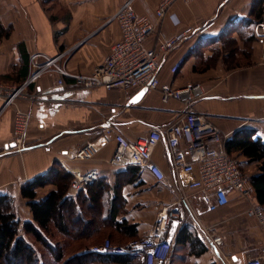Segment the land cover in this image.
<instances>
[{"label": "crops", "instance_id": "0c3cea01", "mask_svg": "<svg viewBox=\"0 0 264 264\" xmlns=\"http://www.w3.org/2000/svg\"><path fill=\"white\" fill-rule=\"evenodd\" d=\"M254 1H179L159 27L162 35L170 38L215 21L203 33L187 34L172 51H161L159 75L162 85L173 88L201 83L205 95L196 100L195 108L212 118L226 140L243 129L250 131L253 138L264 140V39L251 43L250 63L234 69L227 68L228 60L233 58L220 39L233 20L252 16ZM129 2L139 15L156 21L160 0H0V23L10 31L9 36H0V81L26 84V91L37 94L36 100L20 97L12 104H6L0 97V194L13 197L22 222L34 221L29 200L21 194L22 185L57 164L65 163L83 172L97 170L99 179L95 184L75 188L71 182L69 194L76 197L82 193L88 199L99 191L94 202L102 215L118 210L116 221L126 220L127 226L134 225L135 237L146 234L163 206L181 199L182 185L187 186L193 177L184 174L179 178L175 174L165 140L153 152L154 162L167 175L164 181L157 182L147 168L113 167L109 160L116 143L104 137L107 128L131 140L144 137L153 129L165 133L185 111L181 100L163 102L159 89H86L75 84L77 74H90L122 38L115 15ZM231 39L239 50L245 48L236 31ZM156 43L157 35H153L146 46L152 48ZM181 57L185 58L184 65L178 72H171V66ZM237 57L242 58V54ZM37 69L42 71L40 78L28 83ZM60 78L64 79V86L58 85ZM17 109L32 113L19 149L13 142ZM89 141L101 147L98 156L87 161L75 159V152ZM237 155L243 167H255L249 176L259 173L257 163ZM56 188L54 184L40 188L37 200ZM248 206L246 199L238 197L211 211L200 197L190 192L189 199L180 201L178 206L187 222L174 226L175 240L168 264H245L264 245L258 222L246 215ZM102 223L103 236L115 243L133 238L127 228L118 229L111 219ZM185 225L207 246L205 251L193 252L188 244L177 241ZM203 228L209 237L224 236L223 244L205 242L200 235ZM133 262L141 264L137 260L128 264Z\"/></svg>", "mask_w": 264, "mask_h": 264}, {"label": "built area", "instance_id": "2783aa9c", "mask_svg": "<svg viewBox=\"0 0 264 264\" xmlns=\"http://www.w3.org/2000/svg\"><path fill=\"white\" fill-rule=\"evenodd\" d=\"M182 1L193 0H160L156 10V21L139 15L130 2L124 5L115 15L120 25L122 38L113 46L104 62L95 67L90 74H77L75 84L79 88L103 87L107 90L141 88L146 91L159 89L163 102L171 99L181 100L185 105L183 115L170 126L165 133L158 129L150 130L146 136L131 140L113 128L104 132L106 140L113 139L116 143L109 163L116 168L137 166L147 168L157 182L167 178L164 170L154 162L153 152L158 144L165 140L172 158V168L181 178L184 174L193 175L187 186L182 185V196L179 201L163 206L157 213L156 220L146 234L130 239L123 244H116L110 238L100 245H95L83 252H92L105 256L125 255L141 264H168L175 240V224H185L187 217L178 206L180 201L188 200L190 192L197 195L211 211L228 205L233 199L241 197L249 202L246 215L258 222L264 234V207L257 202L255 189L249 176L242 170L238 157L228 152L226 135L212 118L200 113L195 108L196 100L205 95L203 85L194 83L182 88L162 85L160 81V52L168 53L177 48L187 34L198 31L205 32L215 21L211 20L199 29L189 28L184 32L166 38L159 31L164 18L173 6ZM253 33L258 39H264V22H257ZM157 35L154 47L146 46V41ZM52 62H48L51 64ZM185 63L179 58L172 66L171 72H178ZM37 69L28 83L36 82L41 76ZM64 86V79L58 80ZM25 86L12 85L0 81V97L6 104H12L22 97L36 100L37 94L25 90ZM32 113L17 109L14 117L13 142L19 149L27 135ZM7 148L10 143L6 144ZM101 147L95 141H89L79 148L74 155L77 160L87 161L98 156ZM64 168L73 176L75 188L88 186L99 179L97 170L83 172L80 168ZM201 238L215 246H221L224 236L209 237L207 230L202 229ZM83 252H80L82 254ZM245 264H264V245L258 254L246 260Z\"/></svg>", "mask_w": 264, "mask_h": 264}, {"label": "trees", "instance_id": "16d2710c", "mask_svg": "<svg viewBox=\"0 0 264 264\" xmlns=\"http://www.w3.org/2000/svg\"><path fill=\"white\" fill-rule=\"evenodd\" d=\"M257 22H264V0H255L252 16L233 20L229 29L220 35L225 50L228 51L230 58H233L232 61L228 60V69L250 63L248 58L251 43L258 39L253 33V27ZM233 31H236L245 43L243 50H239L236 42L231 39ZM9 33V29L4 28L0 23V36H9ZM237 54H242V58L237 57ZM243 59H245V63ZM249 132L244 129L238 130L232 138L226 140V148L236 157H239L237 155L239 153L250 163H257L259 173L249 176L240 161L242 170L249 176L255 189L257 202L264 207V140L260 137L253 138L252 133ZM72 180V174L57 164L49 172L38 175L22 185L21 194L23 198L29 200L28 204L31 207L34 221L22 222L15 210L13 197L0 194V264H45L35 242L51 251L57 262L63 261L67 251L66 246L69 244L66 243L65 246L52 245L53 242L49 236L51 225H54L62 235L69 237L73 243L82 245L81 249L102 239L101 223L107 218L111 219L118 229L127 228L130 235L135 238L134 225L127 226L126 220L116 221L118 210H112L105 217L102 215L101 210L95 205L99 198V191L92 193L88 199L82 193L76 197L69 194ZM48 184H54L57 188L44 199L37 200L38 190ZM91 224L94 226L83 237V232L89 230ZM192 233L191 228L185 225L181 229L177 241L188 244L193 252L205 251L207 246ZM131 260L134 259L125 255L105 256L84 252L80 255L77 253L72 255L62 264H89L94 261L128 264Z\"/></svg>", "mask_w": 264, "mask_h": 264}, {"label": "rangeland", "instance_id": "374dc122", "mask_svg": "<svg viewBox=\"0 0 264 264\" xmlns=\"http://www.w3.org/2000/svg\"><path fill=\"white\" fill-rule=\"evenodd\" d=\"M243 62L244 63L246 62L245 59H243ZM243 169L246 171L247 174H252L256 170L255 167L248 168V169L246 167H243ZM93 226L94 225L91 224L88 228L89 230H87L88 232L87 231L83 232V237H84V235H87L86 233L90 232V230ZM49 236L51 238V241L53 242V244H52L53 246H55V244L60 245V246H65L66 243H68L69 245L66 246L67 251H66V254L64 256L63 261L57 262L55 255L53 253H51V251H49L47 248L42 246L40 243H37L34 241L36 244V247L39 251V254L42 257V261L45 264H62L64 261H67L72 255H74L76 253L78 255L80 252H82L84 250H88L89 248H91L95 245H100L101 243L104 242L105 239L109 238V237H107V235L104 234V236H102V239L99 242L91 243L87 248L81 249L83 247L82 245L75 244L71 241V239L69 237H65L63 235H60L58 230L55 228L54 225H51V227H50ZM124 243H126V242H124ZM116 244H120V243H116ZM121 244H123V243H121ZM132 264H138V263L133 262Z\"/></svg>", "mask_w": 264, "mask_h": 264}, {"label": "water", "instance_id": "95a60500", "mask_svg": "<svg viewBox=\"0 0 264 264\" xmlns=\"http://www.w3.org/2000/svg\"><path fill=\"white\" fill-rule=\"evenodd\" d=\"M84 253V252H83ZM79 255V254H78Z\"/></svg>", "mask_w": 264, "mask_h": 264}]
</instances>
